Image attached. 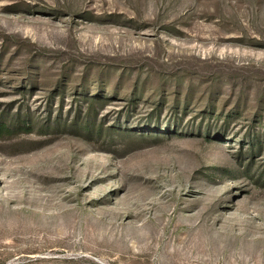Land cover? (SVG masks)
Wrapping results in <instances>:
<instances>
[{
	"label": "rangeland",
	"instance_id": "obj_1",
	"mask_svg": "<svg viewBox=\"0 0 264 264\" xmlns=\"http://www.w3.org/2000/svg\"><path fill=\"white\" fill-rule=\"evenodd\" d=\"M0 264H264V0H0Z\"/></svg>",
	"mask_w": 264,
	"mask_h": 264
},
{
	"label": "trees",
	"instance_id": "obj_2",
	"mask_svg": "<svg viewBox=\"0 0 264 264\" xmlns=\"http://www.w3.org/2000/svg\"><path fill=\"white\" fill-rule=\"evenodd\" d=\"M3 126H0V130L2 129Z\"/></svg>",
	"mask_w": 264,
	"mask_h": 264
}]
</instances>
